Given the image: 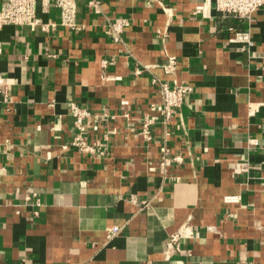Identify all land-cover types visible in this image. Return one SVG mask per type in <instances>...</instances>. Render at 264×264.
Listing matches in <instances>:
<instances>
[{
    "label": "crops",
    "instance_id": "1",
    "mask_svg": "<svg viewBox=\"0 0 264 264\" xmlns=\"http://www.w3.org/2000/svg\"><path fill=\"white\" fill-rule=\"evenodd\" d=\"M97 1H76L75 32L53 4L34 28L0 29V264H264V7L247 19L195 13L206 0ZM117 18L123 43L106 33ZM153 79L193 87L165 142L185 160L166 175L160 125L147 142L122 116L159 103ZM71 103L91 113L89 141L108 134L105 157L70 145ZM184 223L196 236L165 255Z\"/></svg>",
    "mask_w": 264,
    "mask_h": 264
},
{
    "label": "built area",
    "instance_id": "2",
    "mask_svg": "<svg viewBox=\"0 0 264 264\" xmlns=\"http://www.w3.org/2000/svg\"><path fill=\"white\" fill-rule=\"evenodd\" d=\"M76 1L77 0H0V29L5 26H29L31 28L39 25L37 16L38 5L42 10H47L50 4H53L59 11L60 25L68 30L77 31L81 26L76 23ZM98 1L91 0V5L97 7ZM207 4H213L215 10L224 17L247 18L250 19L252 15L264 7V0H206L204 4L196 6L195 13L204 14V9ZM129 25L124 18H117L109 20L107 23L106 33L111 36L113 43H123L124 29ZM55 26L54 23L41 24L43 29ZM232 31V28H230ZM234 37L232 39L235 43H240L245 48H250L253 44L247 31H233ZM3 45L0 42V55L2 53ZM106 60L102 61V66L106 65ZM173 61L168 65L172 66ZM167 66V67H168ZM148 66H143L137 70V74L148 70ZM153 84H157L159 103L151 104L150 109L146 113H139L131 116L129 112H124L122 116L126 118L129 126L137 125L138 132L141 138L147 142L153 138L152 127L159 124L163 130L162 143L159 149V158L157 167L159 171L166 175L171 166H179L184 163V157L180 153H172L166 146L165 142L168 138V127L174 112L180 107L183 98L193 91V87L189 84L181 83L170 86L166 82H160L157 79L152 80ZM0 94H3V99L6 98L5 83L0 78ZM264 106V103L261 104ZM250 112L253 109L250 107ZM69 113L72 118V126L74 135L71 139L70 145L76 148L83 154H90L96 157H105L109 148V136L104 134L92 141H89L85 136L87 121L91 118V113L86 108H83L75 103L69 106ZM105 117L102 115L101 117ZM99 119V117L97 116ZM135 123V124H134ZM93 129H98L97 121H94ZM239 169L243 171L245 165L241 164ZM32 195H35L33 193ZM30 196H26L29 199ZM142 206H148V202H141ZM209 232H216L217 228L208 226L206 228ZM120 231V227L114 226L109 230V237H113ZM196 236V232L188 223L182 224L175 232H173L166 243L165 255L172 252H180V239L191 238ZM235 264H255L253 262H236Z\"/></svg>",
    "mask_w": 264,
    "mask_h": 264
}]
</instances>
